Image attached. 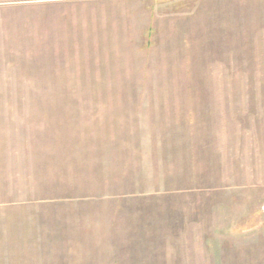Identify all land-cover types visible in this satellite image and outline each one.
Listing matches in <instances>:
<instances>
[{"label": "rangeland", "instance_id": "1", "mask_svg": "<svg viewBox=\"0 0 264 264\" xmlns=\"http://www.w3.org/2000/svg\"><path fill=\"white\" fill-rule=\"evenodd\" d=\"M0 264H264V0H0Z\"/></svg>", "mask_w": 264, "mask_h": 264}]
</instances>
